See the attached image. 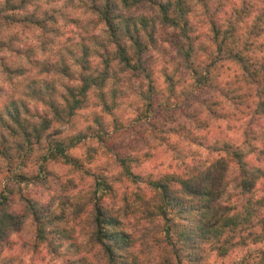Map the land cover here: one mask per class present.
<instances>
[{"label":"trees","instance_id":"1","mask_svg":"<svg viewBox=\"0 0 264 264\" xmlns=\"http://www.w3.org/2000/svg\"><path fill=\"white\" fill-rule=\"evenodd\" d=\"M193 1L201 3L206 12L212 11L211 6L215 1L218 9L230 10L232 20L229 19L225 26L222 20L212 23V42L215 44L217 55L223 56L226 60L236 61L242 74L234 82L226 84L219 90L222 101L218 100V95H211L203 102L196 100L201 108H190V113L184 115L188 122L167 130L168 133L183 135L181 139L184 140L192 134L190 140L194 145L206 148L211 155L217 154L200 168L183 165L181 173L184 186L193 201L191 210L186 212L185 209L169 206L166 188L161 189L165 193L163 199L160 202L156 201L155 192L160 189V181L147 182L145 177L133 171L132 164L136 162V157L134 158L130 151L134 150V147L127 149L128 153L111 149L120 143V137L123 138L125 134L120 133L118 129L120 124L117 121L114 122L115 139L106 138L104 133L95 137L90 136L88 134L90 126L86 131L74 135H68L62 127L70 131L76 126L79 112L96 103L102 107L103 113L112 114L120 105L119 102L127 98V79L131 76L140 78V81L145 80L144 82L149 85L145 93L141 92L146 108L142 110L140 116L149 118L158 112L156 111L158 98L153 93L155 87L152 85L151 64L146 56L157 43L159 25L172 30L173 39L170 43L177 48L186 75L192 79L193 92L214 91L215 81L210 74L212 66L202 64L199 59L201 54L196 51L192 42L189 13ZM123 6L127 7V0ZM157 9L160 18L154 23L153 43L129 47L127 51L124 50L123 44H117L112 49L116 59L102 65L99 76L95 74L88 76L87 84L83 80L76 83V73L73 65L68 63V57L74 56L77 47L83 52L91 53L95 48H106L107 45L99 37L88 40L79 36L76 38L77 35L68 29H65L66 31L57 29L50 33L48 40L45 41L48 46L67 53L55 63L46 60L32 64L29 61L30 71L5 69L9 83L16 81L13 85L14 90L23 88L32 105L29 106L25 101H16L10 93L0 88V94L6 95L5 111H8L9 105L13 108L8 120L0 114V174L6 173L4 189L0 192V208L5 209L4 214L0 215V246L8 247L7 236L11 230L18 229L26 214L33 210L34 205L41 203L40 196L31 195L32 189L45 191L52 190L55 186V193L45 206L54 209L52 215L56 219L54 222L41 225L40 218L36 217L35 237L37 240L45 241L67 237L64 243L73 250L67 253L70 257L68 264H93L87 247L89 240L87 231L83 228L79 233L76 231V227L80 226L78 220L80 223H87L85 209L76 203L77 197L69 199L63 195L66 192L61 193L64 189L76 190V180L69 179L62 183L52 168L63 165L74 174L83 172V176L80 175L83 181L89 176L86 159L93 164L98 152L91 147L85 155L79 157L75 151L84 147L90 140L95 141L106 153H112L120 167L114 183L109 177L101 183L93 175L92 179L96 180L97 188L109 194H119L133 218L139 217L138 223L141 221L153 225L158 223L160 237L155 235L153 240H150L151 244L154 248L163 244L165 256L169 252L176 255L178 264H184L178 252L185 249L193 250L195 247L192 234H202L205 243L211 241L219 243L223 239L225 244L239 234L241 247L247 246L249 239L253 244L264 240V4L260 6L259 0H253L252 5L245 8L238 4L237 0H169L168 6L159 7L158 0H152L151 3L137 0V14L154 15ZM104 11L106 12L107 8ZM213 15L214 12L210 14L211 17ZM251 17L253 20L248 24ZM14 22L15 17L12 15L0 18V25ZM109 31L111 32V26ZM69 33L75 37L67 36ZM101 59L103 60V57ZM90 64L91 61L89 66ZM80 67L84 71L90 70L83 64ZM121 69L127 71L123 72ZM105 72L108 76L115 73L123 78L119 95L105 98L101 89V85L107 83V78H104ZM65 81L68 83L65 84ZM174 87L175 83H170L169 89L172 94ZM186 102L187 99H183L173 105L182 111L181 107ZM17 104L32 119L21 121ZM221 104L223 110L218 109ZM166 105L167 103L163 102V106ZM219 111L222 112L220 115ZM67 113L71 114L70 117L66 115ZM203 115H206L205 118ZM103 119L101 113H94L93 124L99 127V122H104ZM218 120L225 122L228 127L246 125L244 135L247 138L241 141L232 137H226V140L216 138L209 142L208 138L199 132L210 134L214 129H218L214 125ZM56 132L60 134L57 136ZM104 166H98V169L105 171ZM174 174L180 173L167 175ZM122 183H128L129 188L118 191L116 187ZM193 184L196 185L195 190L191 187ZM17 189L23 195L17 197ZM132 200L138 205H132ZM33 215L35 216L34 212ZM249 229L258 231L250 232ZM45 232H50V235L45 236ZM97 242L102 245L101 241ZM177 244L180 245V249L175 246ZM49 250L51 255H55L51 251V245ZM104 252L111 264V249L104 248ZM185 259L188 263H193L192 253ZM247 259H251V254ZM134 264H153V260L145 262L137 257ZM159 264H168L167 257L162 258L161 262L159 260ZM258 264H264V252L260 253Z\"/></svg>","mask_w":264,"mask_h":264},{"label":"clouds","instance_id":"2","mask_svg":"<svg viewBox=\"0 0 264 264\" xmlns=\"http://www.w3.org/2000/svg\"><path fill=\"white\" fill-rule=\"evenodd\" d=\"M146 2L151 3L152 0H146ZM158 2L159 7H166L169 4V0H158ZM124 3L125 0H0V18L9 15L15 17L14 23L0 25V88L10 93L16 101H25L29 106L32 105V101L28 99L23 88L14 90L13 85L16 81L9 83V76L5 69L30 71L29 61L32 64L46 60L55 63L61 56H66L65 51L50 47L45 43L49 34L57 29H68L85 40L99 37L107 45L106 48H95L91 53L83 52L77 47L74 50V56L68 57V63L73 65L76 73V83L83 80L87 84L89 83L88 76L93 74L99 76L101 66L116 59L112 49L117 44H123L125 51L129 47L152 44L155 40L154 23L160 18L158 9L154 15L137 14V0H127V7L123 6ZM237 3L249 8L253 0H237ZM105 8H107L106 12ZM109 26H111V32ZM157 51L162 52L163 47L157 48ZM89 61H91L90 66ZM81 64L90 70H82ZM121 71L126 72L127 69H121ZM104 78H107V83L101 85V89L105 98L119 95L123 78L115 73L108 76L107 72L104 73ZM67 83L68 81H65V84ZM6 103L5 96L0 95V114L8 120L13 108L9 105L6 112ZM113 106L115 107V104ZM16 108L19 110L21 121L32 119L19 107V104ZM66 115L70 117L71 114ZM116 119L118 121L119 117L117 116ZM132 120L129 122L131 123ZM114 132L115 126L111 120L107 123L99 122V127L96 124H90L88 129L90 136L95 137L104 133L105 137L110 139H115ZM59 134L56 132L57 136ZM86 170L89 176L71 195L77 197L76 203L85 209L87 223H82L81 227L87 231L89 237L87 247L91 257H94L93 264L97 262L98 264H110L104 248L111 249V264H134L137 257L145 262L153 260V264H159L160 257L154 251V245L145 233V226L142 222H137L139 217L133 218L119 194H109L97 188L96 180L103 183L106 177L111 176L114 183L115 174L98 169L87 159ZM4 175L6 173L0 174V192L4 189ZM80 175L83 176V172ZM93 175L96 180L92 179ZM145 180L147 182L160 181V189L155 192L157 202H160L165 195L161 189L166 188L169 206L185 209L186 212L191 210L193 201L184 186L182 173L168 176L166 169H157L154 174L146 176ZM42 182L46 183V181ZM191 187L195 190L196 185L193 184ZM229 190L231 191V188ZM16 195L19 197L23 194L17 189ZM46 204L47 201H43L34 205L33 210L29 211L21 221L20 227L11 230L7 236L8 247L0 246V260H3L5 254L8 253L11 257L8 264H68L70 257L67 253L73 250L64 243L67 237L52 238L46 241L37 240L35 237L34 220L36 217L40 218L41 225L54 222L56 219L52 215L54 209L46 207ZM4 211L5 209L0 208V215H3ZM249 231L258 230L249 229ZM44 235L48 236L50 232H45ZM240 239L241 236L237 234L227 244L223 239L219 243L216 241L205 243V237L202 234H192L195 244L192 250L193 264H204V260H207L208 264H254V262L258 264L260 253L264 252V240L253 244L249 239L248 248L244 249L239 243ZM98 240L103 246L97 242ZM49 245L55 255L49 254ZM175 246L180 249V245ZM237 248L240 249L239 252L235 251ZM183 251L186 249L179 251L178 254L184 264H187ZM141 253H143L142 256ZM249 254H251V259H247ZM167 259L168 264H178L177 256L171 252L167 254Z\"/></svg>","mask_w":264,"mask_h":264},{"label":"rangeland","instance_id":"3","mask_svg":"<svg viewBox=\"0 0 264 264\" xmlns=\"http://www.w3.org/2000/svg\"><path fill=\"white\" fill-rule=\"evenodd\" d=\"M263 4L264 0H259V5L261 6ZM211 10L212 11L210 12H206L201 3L193 1L191 4L189 18L191 23L190 26H192V42L194 43L196 51L201 54L199 59L202 61L203 65L208 64L212 66L210 74L215 81L214 91L206 90V93L196 91L193 92L192 79L190 76L186 75V70H184V67L182 66V60L177 54V48L170 43L171 39H173L172 30L159 25L157 27L156 35L157 43L152 49H150L148 55L146 56L147 60H149V63L151 64L153 78L152 85L155 87L153 93H155L158 98V107L156 109L158 112L153 117L149 118L140 116L142 110L146 108L142 93L146 92L149 85L144 82L145 80L140 81V78L131 76L127 79V98H123L121 102H119L120 105L115 108L112 114L103 113L102 107L96 103L88 109L79 112L76 117V126L71 128L70 131L65 127H62V129L66 130L68 135H74L86 131L87 127L90 126V124H93L94 113H101L104 116V122L107 123L111 120L113 125L114 122L117 121L116 118L118 116L119 120L117 122L120 124L118 129L120 133L125 132V134L123 138L120 137V143L117 144L115 148L111 147V149H114L115 151H122V153L127 151L128 153L127 149L134 147L135 149L130 151V153H132L131 155H133L134 158L136 157V162L132 164L133 171L142 177L154 174L157 169H166L167 174H173L181 173L184 169V164L195 168H200L206 165L207 162H209L211 158L216 157L217 154L211 155L209 150L206 148L194 145L190 140L192 134H190L187 140H184L181 139L183 138V135H177L175 132L168 133L167 130L174 129L179 124L188 122L187 117L184 115L190 113V108H201L196 100L203 102L205 99L210 98L211 95H218V100L222 101L223 98L219 95V90L225 87L226 84L234 82L236 78H239L242 74L240 66L236 61L226 60L223 56L217 55L215 44L212 42V23L222 20L225 26L229 19L232 20L230 10L228 9L227 11L221 8L218 9L216 1L211 6ZM213 12L214 15L211 17L210 14ZM252 20L253 17L249 19L248 24H251ZM69 35L73 34H67V36ZM73 37H75V35H73ZM77 37L78 36H76V38ZM161 46L163 47V51H157V48ZM172 80L174 82H172ZM170 83H175L174 94L170 92ZM0 95H3V93ZM194 95H197L198 97L195 98ZM183 99H187V102L181 107L182 111H179L173 104ZM163 102L167 103V105L163 106ZM39 107H41V105H39ZM223 108V104L218 107L219 110H223ZM221 113L222 112L219 111V115ZM205 116L206 115H203L202 117L205 118ZM132 118L135 119L132 120ZM130 120H132L131 123L129 122ZM214 125H216L218 129H214V132L211 131L210 134L204 131L199 132L203 136L207 137L209 142H213L216 138L218 140H226V137H232L233 139H238L240 141L247 138L244 135L246 132V125L244 124H239L237 127L235 125L228 127L225 122L218 120ZM91 147L98 152L95 156L93 164L96 165L97 168L98 166L105 165V171L112 172L115 176H117L120 172V167L116 164L113 154L110 152L106 153L105 150L101 149L95 141H87L84 147H80L75 151V154L82 157ZM52 168L55 169L60 177L59 181L62 183H65L69 179H75L78 187L79 184L84 183L86 180L85 178L82 181L79 173L74 174L66 166L56 165ZM109 178L112 182L113 177L109 176ZM54 188L52 190L45 191L32 189L31 195L34 197L40 196L41 202L47 201L48 203L50 201L49 198H51L55 193ZM116 188L120 191L121 189L129 187L128 183H122L118 184ZM144 190L147 192L146 189ZM75 191L76 190L73 189H64L61 193L66 192L63 195L66 198L73 199L75 197L72 196L71 193ZM135 204L136 206L138 205V203H135V200H132V205ZM141 222L145 226V233L148 235L150 240H153L155 235L160 237L158 235V223L153 225L146 221ZM78 224L80 226L76 227V231L79 233L82 229V223L78 220ZM242 248L247 249L248 244ZM154 251L160 257V262L162 258L167 257L165 256L166 250L163 244H160L158 248H154ZM235 251L239 252L240 249L237 248ZM191 253L192 249H188L183 252V255L184 257H187ZM8 259L10 260L11 257L8 253H6L3 259L4 261L1 260L0 264H5V262H8ZM91 259L93 261L94 257H91ZM187 264L193 263H188L187 261ZM204 264H208L207 260H204Z\"/></svg>","mask_w":264,"mask_h":264}]
</instances>
